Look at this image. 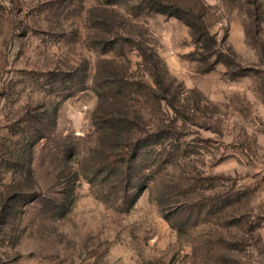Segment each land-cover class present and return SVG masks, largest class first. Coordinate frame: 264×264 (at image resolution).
<instances>
[{"label": "rangeland", "instance_id": "1", "mask_svg": "<svg viewBox=\"0 0 264 264\" xmlns=\"http://www.w3.org/2000/svg\"><path fill=\"white\" fill-rule=\"evenodd\" d=\"M0 264H264V0H0Z\"/></svg>", "mask_w": 264, "mask_h": 264}]
</instances>
